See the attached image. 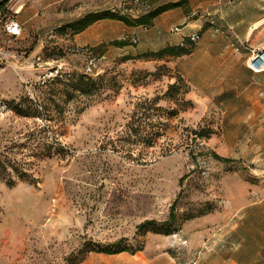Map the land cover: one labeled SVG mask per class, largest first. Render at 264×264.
I'll use <instances>...</instances> for the list:
<instances>
[{"label":"rangeland","instance_id":"rangeland-1","mask_svg":"<svg viewBox=\"0 0 264 264\" xmlns=\"http://www.w3.org/2000/svg\"><path fill=\"white\" fill-rule=\"evenodd\" d=\"M224 4L259 17L229 38L246 63L264 46V0ZM23 32L0 35L19 54L0 65V264H260L264 73L209 102L170 56L92 51L90 72L72 45L29 57Z\"/></svg>","mask_w":264,"mask_h":264},{"label":"crops","instance_id":"crops-1","mask_svg":"<svg viewBox=\"0 0 264 264\" xmlns=\"http://www.w3.org/2000/svg\"><path fill=\"white\" fill-rule=\"evenodd\" d=\"M118 1L0 0L6 3L5 13L0 17H12L24 26L20 45L29 47V57L41 53L45 45L52 44L77 48L88 46L102 55L112 53L133 57L192 45L188 54L170 56V59H176L177 68L192 89L190 97L195 95L211 102L215 95L234 93L233 89L237 87L242 88L236 91L238 96L245 94L251 72L244 63L245 55H234V50L229 48L233 44L229 38L239 42L248 39L258 16L223 14L225 0H153L155 8L176 5L161 11L147 26L101 18L67 38V30L80 18L107 12L117 6ZM213 25L223 28L224 33L214 35ZM175 27L177 31H174ZM193 32H198L200 39L191 44L187 36ZM55 38L56 41L53 40ZM129 38H135L136 43H131ZM235 67L242 78L235 79L232 75ZM248 99L245 98L246 103ZM85 261L81 264H87Z\"/></svg>","mask_w":264,"mask_h":264},{"label":"built area","instance_id":"built-area-1","mask_svg":"<svg viewBox=\"0 0 264 264\" xmlns=\"http://www.w3.org/2000/svg\"><path fill=\"white\" fill-rule=\"evenodd\" d=\"M153 0H119L117 7L110 9L109 11L123 17L128 20H136L142 16L147 15L154 9ZM24 26L17 20L11 17H0V35H4L7 38H16L24 31ZM178 28H174L177 31ZM191 43H196L200 39L198 33H191L187 36ZM126 40V38H124ZM131 43H136L135 38H129ZM72 53H78L86 59L87 71H92L96 66V60L92 56V50L88 46L81 48L72 47L70 50ZM250 52V56L246 60V67L253 74L264 73V46L256 48ZM16 53H13L6 48L4 44H0V65H12L13 60L17 58ZM6 103H0V108H5ZM260 264H264V256H262Z\"/></svg>","mask_w":264,"mask_h":264},{"label":"trees","instance_id":"trees-1","mask_svg":"<svg viewBox=\"0 0 264 264\" xmlns=\"http://www.w3.org/2000/svg\"><path fill=\"white\" fill-rule=\"evenodd\" d=\"M5 5H6V3L0 2V14H4L5 13V10H4ZM174 5H176V4H174ZM174 5H167V6H163V7H160V8H154L150 13H148L147 15L142 16V17H140V18H138L136 20L125 19V18L120 17V16H118V15H116V14L110 12V11L103 12V13L87 14L84 17L80 18L77 22L72 24L70 26V30H71L72 34L78 33L81 30L85 29L88 25H90L94 21H96L98 19H101V18L118 19V20L124 21L125 23H128V24H139V25L147 26V25H150L151 20L157 14H159L161 11H163V10L169 8V7H173ZM191 46L192 45L188 46V48H185V47L166 48V49H163V50H160V51H157V52L145 53V54H141V55H138V56L139 57L140 56L148 57L149 55H155V56H157V59H161L163 56L178 57V56H182V55L188 54L190 52ZM138 56H135V57H138ZM124 59L125 60H130L132 58L129 55H125ZM140 135L141 136H139V138H141L143 140L142 142H144V143H149L153 139V135L151 133H145V134L142 133ZM214 158L217 159V160H221L218 156H214ZM182 179H181V181H182ZM173 207H174V203L170 207L169 220L174 218V215L172 213ZM155 224H156V222L153 221V220H146V221H143L142 223H140L139 225H137L136 228L138 229V228H143L145 226H154ZM120 241H122V240H120Z\"/></svg>","mask_w":264,"mask_h":264},{"label":"bare ground","instance_id":"bare-ground-1","mask_svg":"<svg viewBox=\"0 0 264 264\" xmlns=\"http://www.w3.org/2000/svg\"><path fill=\"white\" fill-rule=\"evenodd\" d=\"M262 21H264V20H262ZM259 23L260 22H256L255 24L252 25V27H251V29L249 31V34L252 32L253 29H255V28H257L259 26Z\"/></svg>","mask_w":264,"mask_h":264}]
</instances>
